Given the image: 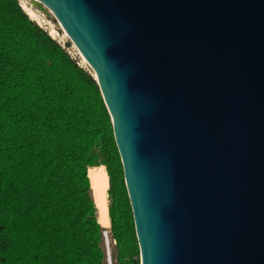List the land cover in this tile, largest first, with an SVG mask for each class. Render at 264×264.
<instances>
[{"label":"water","instance_id":"water-1","mask_svg":"<svg viewBox=\"0 0 264 264\" xmlns=\"http://www.w3.org/2000/svg\"><path fill=\"white\" fill-rule=\"evenodd\" d=\"M112 124L140 264H264V0H30Z\"/></svg>","mask_w":264,"mask_h":264},{"label":"trees","instance_id":"trees-1","mask_svg":"<svg viewBox=\"0 0 264 264\" xmlns=\"http://www.w3.org/2000/svg\"><path fill=\"white\" fill-rule=\"evenodd\" d=\"M0 0V264H104L87 177L104 167L115 264H139L112 124L90 72Z\"/></svg>","mask_w":264,"mask_h":264},{"label":"rangeland","instance_id":"rangeland-1","mask_svg":"<svg viewBox=\"0 0 264 264\" xmlns=\"http://www.w3.org/2000/svg\"><path fill=\"white\" fill-rule=\"evenodd\" d=\"M29 1L30 0H18L20 6L22 5L21 7H26V11L28 9H30V10H33L35 12L36 17L34 19H32V20H34L36 22V24H38L40 27H42L43 29H45L48 32V34L51 37H53L60 45H63L64 46L66 43H68L69 44V47L66 48V51L69 54V56L72 59H75L79 63V65L81 67H83V68H85L86 70L89 71V68L86 66V64L84 63V61L81 59V57L79 56L78 52L72 46V44L69 42V40L65 36V34L58 27V24L54 21L53 16L50 14V12L47 15L42 14L36 8H33L32 7L30 5ZM51 32H52V35L50 34ZM104 170H105V168H104ZM105 173H106V171H105ZM91 196H92V193H91ZM106 197H107V207H109V203L110 202H109L108 195ZM92 199H93V197H92ZM93 202H94V200H93ZM96 214H97V210H96ZM108 217H109V215H108ZM109 223H110V218H109ZM102 230H103V232H102L103 242H102V246L101 247H102V251H103V254H104V264H107L106 246H108V251H109V255H110L111 264H115V261L112 260V256L115 253V241L113 240L112 235H111V224H109V227L107 229H103L102 228ZM104 232L107 233V242H105V238L103 236ZM106 243H107V245H106ZM139 264H140V257H139Z\"/></svg>","mask_w":264,"mask_h":264},{"label":"bare ground","instance_id":"bare-ground-1","mask_svg":"<svg viewBox=\"0 0 264 264\" xmlns=\"http://www.w3.org/2000/svg\"><path fill=\"white\" fill-rule=\"evenodd\" d=\"M22 6V5H21ZM26 11V7H22ZM29 18L34 19L36 14L33 10L28 9L25 12ZM52 35V32L50 33ZM104 167L89 168L87 177L90 182V192L94 200V205L97 210L98 224L103 228L109 227L108 207H107V190L109 187L108 177Z\"/></svg>","mask_w":264,"mask_h":264},{"label":"built area","instance_id":"built-area-1","mask_svg":"<svg viewBox=\"0 0 264 264\" xmlns=\"http://www.w3.org/2000/svg\"><path fill=\"white\" fill-rule=\"evenodd\" d=\"M103 236L105 238V242H107V233L104 232ZM106 245H107V243H106ZM106 252H107V264H111L108 246H106Z\"/></svg>","mask_w":264,"mask_h":264}]
</instances>
